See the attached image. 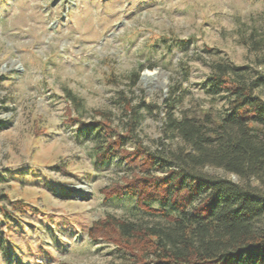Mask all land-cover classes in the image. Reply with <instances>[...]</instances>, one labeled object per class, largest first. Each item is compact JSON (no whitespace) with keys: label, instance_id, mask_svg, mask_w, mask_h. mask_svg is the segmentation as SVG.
<instances>
[{"label":"rangeland","instance_id":"374dc122","mask_svg":"<svg viewBox=\"0 0 264 264\" xmlns=\"http://www.w3.org/2000/svg\"><path fill=\"white\" fill-rule=\"evenodd\" d=\"M217 62L264 78V0H0V264L128 263L89 226L159 218L104 198L130 168L118 155L94 165L104 137L93 122L105 114L130 130L127 149L168 155L180 140L164 129L165 101L175 116L227 107L206 89Z\"/></svg>","mask_w":264,"mask_h":264},{"label":"trees","instance_id":"16d2710c","mask_svg":"<svg viewBox=\"0 0 264 264\" xmlns=\"http://www.w3.org/2000/svg\"><path fill=\"white\" fill-rule=\"evenodd\" d=\"M263 81L251 79L242 66L217 62L206 89L225 93L222 114L175 116L173 101H165L164 129L180 140L168 155L138 141L127 149L122 139L130 130L119 131L101 114L102 121L93 122L104 137L94 165L118 155L130 168L101 193L106 200L132 197L159 219L138 223L107 214L89 226V237L114 242L131 256L125 264H264V98L256 92ZM125 107L131 108L128 102ZM77 121V129H94Z\"/></svg>","mask_w":264,"mask_h":264}]
</instances>
